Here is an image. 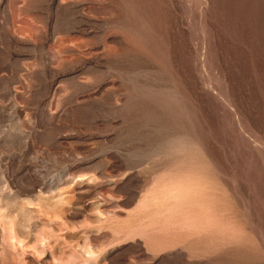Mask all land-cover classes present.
<instances>
[{"label": "rangeland", "instance_id": "obj_1", "mask_svg": "<svg viewBox=\"0 0 264 264\" xmlns=\"http://www.w3.org/2000/svg\"><path fill=\"white\" fill-rule=\"evenodd\" d=\"M0 244L264 264V0H0Z\"/></svg>", "mask_w": 264, "mask_h": 264}, {"label": "bare ground", "instance_id": "obj_2", "mask_svg": "<svg viewBox=\"0 0 264 264\" xmlns=\"http://www.w3.org/2000/svg\"><path fill=\"white\" fill-rule=\"evenodd\" d=\"M187 179V178H186ZM190 182V181H189ZM197 183V182H196ZM195 183V184H196ZM199 185H200V183H199ZM207 186V185H206ZM193 188V187H192ZM198 188H199V186H198ZM197 188V189H198ZM191 190V189H190ZM198 191V190H197ZM197 191H196V193H197ZM199 194V193H198ZM199 196V195H198ZM23 209H25V208H23ZM30 209V208H29ZM189 211V210H188ZM213 211V210H212ZM36 212V211H35ZM6 215V214H5ZM164 215V214H163ZM15 220V219H14ZM15 222V221H14ZM13 222H11V220H6L5 221V229H6V231H5V239H6V241H5V248L6 249H8V247L10 246V243H9V241H10V237H12L11 236V224H12ZM19 225V224H18ZM20 226V225H19ZM15 227V226H14ZM198 227V226H197ZM16 228V227H15ZM20 228V227H19ZM10 229V230H9ZM192 230V229H191ZM198 230V229H197ZM15 233V232H14ZM43 235V234H42ZM50 235V234H49ZM49 239V238H48ZM12 240V239H11ZM60 240H62V239H60ZM26 241V240H25ZM32 241V240H31ZM11 242V241H10ZM23 242V241H22ZM1 245V244H0ZM18 245H20L19 243H18ZM25 245V244H24ZM21 246V245H20ZM26 247V246H25ZM26 248H28V247H26ZM5 249V250H6ZM29 249H31V247L29 248ZM9 250V249H8ZM33 251V250H32ZM11 255V254H10ZM68 255V254H67ZM50 258V257H49ZM48 258V259H49ZM69 258V257H68ZM11 260V259H10ZM15 260V259H14ZM19 259H16V261H18ZM20 261V260H19ZM61 261H62V259H61ZM69 261V260H68ZM73 261H74V259H73ZM3 262V261H2ZM55 262V261H54ZM5 263V262H4ZM17 263H19V262H17ZM49 263V262H48ZM53 263V262H52ZM43 264V263H42ZM67 264V263H66ZM71 264V263H70Z\"/></svg>", "mask_w": 264, "mask_h": 264}]
</instances>
